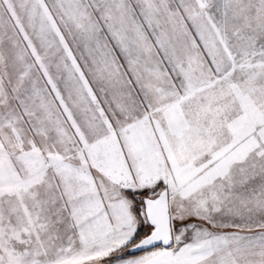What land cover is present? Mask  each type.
I'll use <instances>...</instances> for the list:
<instances>
[{
    "label": "snow or ice",
    "instance_id": "obj_1",
    "mask_svg": "<svg viewBox=\"0 0 264 264\" xmlns=\"http://www.w3.org/2000/svg\"><path fill=\"white\" fill-rule=\"evenodd\" d=\"M0 264H264V0H0Z\"/></svg>",
    "mask_w": 264,
    "mask_h": 264
}]
</instances>
